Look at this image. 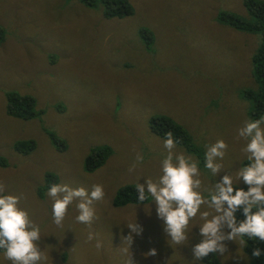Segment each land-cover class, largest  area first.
<instances>
[{
  "label": "rangeland",
  "instance_id": "obj_1",
  "mask_svg": "<svg viewBox=\"0 0 264 264\" xmlns=\"http://www.w3.org/2000/svg\"><path fill=\"white\" fill-rule=\"evenodd\" d=\"M133 9L123 18H105L102 0L85 7L80 0H0V182L6 193L22 195L20 207L29 210L40 226L39 247L48 257L41 264H126L122 236L127 224L142 226L133 234V264H203L194 260L192 247L201 240L199 213L189 222V240L174 244L149 195L145 204L116 208L118 191L146 178L161 175L166 154L162 138L151 133L149 119L166 116L188 132L199 159L202 188L225 172L234 179L247 160L241 152L246 141L237 130L252 119L253 102L245 92L257 93L251 59L261 43L258 34L236 31L217 20L232 13L244 21L250 16L244 0H125ZM263 1L264 0H258ZM142 30L150 34L147 43ZM146 75L148 78H146ZM30 96L39 114L28 121L6 114L7 95ZM62 140L57 151L49 135ZM222 138L228 150L223 171L212 176L204 165L205 145ZM34 141L28 154L14 149ZM107 147L112 155L96 171L84 169L93 149ZM137 153L144 160L133 171ZM47 173L57 184L72 188L102 184L105 196L94 202L97 219L76 222L74 201L63 226L52 220V199L44 189ZM238 187L247 190L241 180ZM41 193L43 198H39ZM207 197V192L204 193ZM211 211L202 206L201 211ZM89 231L98 233L87 239ZM220 264H253L239 239L226 241ZM155 248V257L144 253ZM0 264H10L0 253Z\"/></svg>",
  "mask_w": 264,
  "mask_h": 264
},
{
  "label": "clouds",
  "instance_id": "obj_2",
  "mask_svg": "<svg viewBox=\"0 0 264 264\" xmlns=\"http://www.w3.org/2000/svg\"><path fill=\"white\" fill-rule=\"evenodd\" d=\"M238 138L246 141L241 148L247 163L236 170L235 179L230 172L223 171L222 161L228 150V144L219 138L214 143L206 144L204 167L212 176L220 172L225 174L210 187L202 188L200 179L199 159L186 154L177 148L178 140L171 131L165 133L163 148L166 154L161 161V175L157 179L146 178L143 183L135 185L137 199L144 202L146 193L151 196L156 206L157 218L163 221L164 232L176 245H183L189 240V222L199 213L202 224L199 226L201 240L192 247L194 260H201L209 254L224 256L228 251L226 241H236L247 246L249 239L258 238L264 242V116L246 119L237 130ZM144 156L137 153L135 162L130 166L133 171L142 163ZM247 190L238 187L240 181ZM5 184L0 182V249L4 259L10 264H41L48 257L41 250V229L30 216L27 209L20 207L22 195L6 193ZM207 192V197L205 196ZM52 203V220L58 227L68 213L69 206L78 201L76 222L91 227L97 219L94 202L103 200L105 196L102 184L92 185L89 192L84 187L72 188L67 184L53 183L47 190ZM207 206L211 211H201ZM241 211L243 220L237 221L236 213ZM130 230L122 236L127 246L121 251L128 255L126 264H133L130 247L133 234L140 235L143 231L136 220L126 225ZM98 233L89 231L87 239H96L95 247H102ZM145 258L155 257L157 250L149 249L143 254ZM261 255L260 248H254L253 257ZM237 261L241 257H231Z\"/></svg>",
  "mask_w": 264,
  "mask_h": 264
},
{
  "label": "trees",
  "instance_id": "obj_3",
  "mask_svg": "<svg viewBox=\"0 0 264 264\" xmlns=\"http://www.w3.org/2000/svg\"><path fill=\"white\" fill-rule=\"evenodd\" d=\"M91 1L92 0H80L85 7L91 6ZM102 3L104 6L103 15L105 18H123L133 13L132 7L125 0H102ZM243 5L250 16L249 21H244L240 19L239 16L232 13H220L217 20L236 31L258 34L261 38V43L251 59L252 72L257 83V93H244V97L251 100L254 104L250 112V117L256 119L264 116V2L258 0H244ZM142 33L147 43H149L151 40L150 34L146 33L144 30H142ZM4 35L5 31L0 27V44L3 43L1 41ZM6 114L9 117L23 121L32 120L39 115L35 111V99L33 97L19 96L15 93H9L7 95ZM149 129L151 133L162 139H164L166 132L171 131L174 138L178 140L177 145L182 146L188 152H196L186 130L169 117H151L149 119ZM49 138L57 151H64L66 149L65 143L56 136L50 134ZM35 147L36 143L34 141H27L16 144L14 149L21 154H28L34 150ZM111 155L112 153L107 147L93 149V151L86 156L87 158L84 162L85 171L87 173H92L101 168ZM246 163L247 162L244 164ZM4 166H6V162L0 157V167ZM46 176L44 189L48 190L53 183L58 182V179L51 173H47ZM38 196L39 198H43L41 193H38ZM146 197L144 202L138 201L135 186H127L118 191L113 201V206L119 208L127 205L145 204L149 200V195L147 193ZM235 215L237 221L244 219L241 211H237ZM243 239L247 241V246H243L246 254L252 256L254 248L258 247L261 249V255L259 257L252 256L254 258L253 264H264V242H260L258 238L249 239L246 236L243 237ZM0 253H3L2 249H0ZM202 262L203 264H220L215 254H209L202 259Z\"/></svg>",
  "mask_w": 264,
  "mask_h": 264
},
{
  "label": "flooded vegetation",
  "instance_id": "obj_4",
  "mask_svg": "<svg viewBox=\"0 0 264 264\" xmlns=\"http://www.w3.org/2000/svg\"><path fill=\"white\" fill-rule=\"evenodd\" d=\"M182 126V125H181ZM187 132V131H186ZM188 133V132H187ZM189 135V134H188ZM179 146V145H178ZM204 164H202L201 166H203Z\"/></svg>",
  "mask_w": 264,
  "mask_h": 264
},
{
  "label": "crops",
  "instance_id": "obj_5",
  "mask_svg": "<svg viewBox=\"0 0 264 264\" xmlns=\"http://www.w3.org/2000/svg\"><path fill=\"white\" fill-rule=\"evenodd\" d=\"M146 78H148L147 75H146Z\"/></svg>",
  "mask_w": 264,
  "mask_h": 264
}]
</instances>
